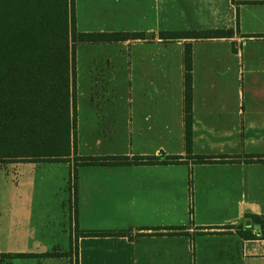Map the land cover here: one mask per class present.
<instances>
[{
    "label": "crops",
    "instance_id": "1",
    "mask_svg": "<svg viewBox=\"0 0 264 264\" xmlns=\"http://www.w3.org/2000/svg\"><path fill=\"white\" fill-rule=\"evenodd\" d=\"M80 2L95 15L92 31L79 33H142L145 39L80 43L91 45L84 46L83 93L75 48V150L68 161L0 160V213L28 224L59 211L67 240L59 253L70 250L77 233H128L80 237L78 264H264V239L246 219L264 216V162L250 161L264 156V0ZM190 31L230 35L159 38ZM74 156L179 157L181 163L82 165Z\"/></svg>",
    "mask_w": 264,
    "mask_h": 264
},
{
    "label": "trees",
    "instance_id": "2",
    "mask_svg": "<svg viewBox=\"0 0 264 264\" xmlns=\"http://www.w3.org/2000/svg\"><path fill=\"white\" fill-rule=\"evenodd\" d=\"M225 31L161 32L163 41L226 38ZM142 33H79L75 0H0V160L68 161L75 150V46L144 40ZM185 147H191L192 53L183 55ZM82 165H172L179 157L78 158ZM254 159V158H251ZM200 163L209 159L197 158ZM251 162H264V156ZM264 239V216H247ZM80 237H128L127 232H87L71 238L66 253L2 254L1 258H67L78 264Z\"/></svg>",
    "mask_w": 264,
    "mask_h": 264
},
{
    "label": "rangeland",
    "instance_id": "3",
    "mask_svg": "<svg viewBox=\"0 0 264 264\" xmlns=\"http://www.w3.org/2000/svg\"><path fill=\"white\" fill-rule=\"evenodd\" d=\"M94 13H89L83 10V6L79 0L78 7L76 8V25L77 31L82 32L83 28L87 31H92L94 24ZM84 31V30H83ZM84 46L77 43L75 48L78 49V77L81 84V93L84 90L86 82L87 54L84 52ZM51 214L46 216H33V221L26 223H17L12 221L9 214L0 213V264H69L67 258H15L6 257L1 258L2 254H18V253H57L66 249L67 240L65 233L61 232L59 224L62 222V215L56 209H51ZM65 221L66 233L70 232L73 222ZM63 227V226H62ZM74 229V228H72ZM74 231V230H73Z\"/></svg>",
    "mask_w": 264,
    "mask_h": 264
}]
</instances>
